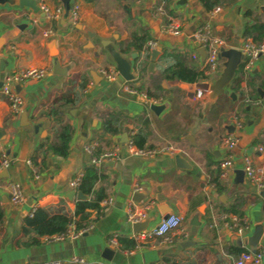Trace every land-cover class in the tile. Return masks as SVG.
Listing matches in <instances>:
<instances>
[{
	"label": "crops",
	"instance_id": "obj_1",
	"mask_svg": "<svg viewBox=\"0 0 264 264\" xmlns=\"http://www.w3.org/2000/svg\"><path fill=\"white\" fill-rule=\"evenodd\" d=\"M15 1L0 5V154L11 160L7 169L0 170V264H233L239 254L232 247L264 249V187L257 189L237 172L246 156L264 168V155L257 149L264 148V58L248 71L240 67L238 83L230 84L208 109L206 99L204 106L194 100L196 83L206 80L203 57L192 59L194 49L199 52L193 39L196 29L208 23L216 36L225 38L228 48L237 47L247 37V25L264 22V0H221L215 13L199 0H170L165 2V15L154 11L157 0H69L70 7L78 5L75 23L64 9L48 21L39 8L44 4L53 11L63 7L62 0H36L35 10ZM169 18L180 25L179 35L165 30ZM48 27L52 33L44 36ZM134 34L157 41L159 54L152 67V52L141 56L130 45ZM110 49L130 60L133 80L120 73L110 82L101 77L100 68H116ZM163 51L178 55V61L201 71L202 77L194 83L166 77L159 63ZM133 53L139 55L137 60L131 58ZM27 68H44L46 75L13 86L21 98L15 112L2 84L11 73ZM209 81L213 83L212 78ZM125 84L149 90L164 108L151 111L123 91ZM113 115L120 117L114 123L118 131L104 132V121ZM63 125L72 127L67 155L44 151L58 142ZM140 130L147 136L144 147L171 145L177 152L141 158L129 156L121 146L119 160L97 167L96 187L104 186L112 204L99 214L89 210L91 224L77 237L49 242L41 237L39 243H30L34 235L28 232L33 223L29 213L34 207L37 219L62 208L72 214L81 200L76 195L69 198L72 190L79 191L69 183L90 163L85 145L95 144L98 153L124 143L123 133L127 139ZM229 132L238 137L231 149L222 143ZM176 154L190 168L181 167ZM226 155L234 169L223 179L217 174ZM215 178L219 185L211 182ZM10 181L22 186L21 205L9 201ZM136 185L142 190L135 191ZM147 202L151 204L146 219H154L148 229L173 212L182 216V232L169 242L152 238L130 250L121 249L119 243L112 246L114 235L132 239L128 208L140 209ZM232 216L249 224L245 236L240 238L231 227ZM258 226L262 227L258 243L244 244ZM106 248L113 251L109 261L103 256ZM73 258L83 261L72 263Z\"/></svg>",
	"mask_w": 264,
	"mask_h": 264
},
{
	"label": "built area",
	"instance_id": "obj_2",
	"mask_svg": "<svg viewBox=\"0 0 264 264\" xmlns=\"http://www.w3.org/2000/svg\"><path fill=\"white\" fill-rule=\"evenodd\" d=\"M39 8L44 13V16L48 21L53 20L58 15L63 13V7L59 6L55 10H50L46 5L40 4ZM154 11L157 14L165 15L166 7L165 2L163 0H157L154 4ZM213 13L220 11L219 7L214 8ZM68 16L72 23H75L78 19V5L75 4L70 7ZM165 30L173 35H179L181 28L180 25L173 19H168L165 24ZM52 33L51 28H46L43 32L44 36H48ZM193 39L196 42L197 47L204 50L205 56L202 62V72L206 76V80L203 82L211 84L209 81L210 78L213 81L219 75L222 69V58H220L219 53L221 48L227 49V43L225 38L222 36H216L212 30L210 24L206 23L195 30L193 33ZM242 54V65L245 71H248L254 62H256L260 58H264V39L261 41H254L251 37L244 38L240 44L236 47ZM158 49V43L155 40L147 41L145 47L141 51V56H145L149 54L153 50ZM192 59L200 60V53L194 49L192 53ZM101 77L110 82L114 81L118 76L119 72L116 68L109 69L108 67H102L99 70ZM46 75V70L44 68H27L24 70H20L18 72L11 73L5 79L2 84V93L6 97L10 109L12 111H17L21 105V98L18 93L13 90V86L17 84L25 83L29 80L42 79ZM123 91L128 94L130 97H135L139 101L147 104H158L160 99L156 97L148 96L146 90H139L135 86L125 84L123 86ZM208 91L203 88H197L194 94L195 103L201 106H204V101L207 99ZM246 102H252L250 99H246ZM134 133H131L130 136L127 137L126 141L122 144H111L108 148L99 150L98 153H95L96 145L95 144H87L85 145V151L89 156V161L96 167H99L101 164L106 162H115L121 157V146L124 147L125 152L129 156L141 157V158H153L162 154L173 155L177 152L178 149L174 148L171 145H162L156 147H138L133 141ZM238 142V137L229 132L222 140L223 145L231 149ZM258 151L264 155V148L258 147ZM178 153H180L178 151ZM11 160L4 153L0 154V170L7 169L10 165ZM27 163L32 168L34 178L38 179L39 175L36 173V167L31 164L28 160ZM219 177L227 178L229 174L234 169L233 161L230 155H226L219 162ZM242 170L244 173V177L257 189H261L264 187V168L260 165H255L248 156L243 158V166ZM82 175H78L75 179H73L69 184L71 187H77ZM7 191L9 195V201L13 205H21L24 201V193L22 190V186L18 182L10 181L7 183ZM135 191H141L142 188L139 185L134 187ZM113 202L112 197H106L100 202V207L111 205ZM150 202H147L140 209H130L127 211V221L130 224H134L137 222H141L148 217V210L150 209ZM37 208H33L29 217L33 218L36 214ZM231 227L234 228L237 235L241 238L246 235V232L249 231V224L245 221L240 223L237 218L232 216L231 219ZM87 230V226L83 227L80 230H75L73 225H69L68 230L60 235L53 236H45L43 237L44 241H55L62 240L66 237H77L81 235L84 231ZM264 231V229H263ZM176 232H182V216L177 213L169 212L161 217L159 222L152 228H147L141 232H137L131 235V238L136 242L141 243L143 241H147L152 238H161L162 241L169 242L171 241V236ZM110 243L112 246H117L118 237L114 235L110 239ZM264 256V249L259 248L254 251L251 250H242L238 257L234 260L233 264H261ZM82 259L73 258L72 263L82 262Z\"/></svg>",
	"mask_w": 264,
	"mask_h": 264
},
{
	"label": "trees",
	"instance_id": "obj_3",
	"mask_svg": "<svg viewBox=\"0 0 264 264\" xmlns=\"http://www.w3.org/2000/svg\"><path fill=\"white\" fill-rule=\"evenodd\" d=\"M164 2H169L170 0H163ZM206 10H212L221 4V0H199ZM245 36L251 37L254 41H261L264 39V22L254 23L252 25H247L245 30ZM147 41V36L145 34H134L133 40L130 45L134 47L138 54L143 50ZM127 49H124L126 51ZM177 56L169 51H163L160 58V68L162 73L168 78H178L187 83L197 82L202 77V72L197 71L192 67L185 66L182 62L177 60ZM139 55L135 57L137 60ZM169 59H174L173 63H168ZM161 63H168L166 67H162ZM142 63H138V68H141ZM243 68V65H240ZM238 68V70L240 69ZM236 71V75L237 72ZM236 75L233 78L231 84L238 83L236 80ZM85 84V83H84ZM81 84V87H84ZM141 88V87H140ZM148 96L155 97L151 92L147 91ZM120 117L117 115L110 116L103 123V131L108 133H116L117 128L114 127V123L118 121ZM72 136V127L69 125H63L58 132L57 138L58 142L56 144L47 145L43 149V145L40 147L44 151H50L53 154L65 157L68 153L69 143ZM147 139L146 133L140 130L138 133L133 135V141L138 147H144V143ZM219 173L217 174L218 177ZM100 179V175L96 166L88 163L84 169L83 175L80 178L77 189L81 191L84 195L90 196L89 199H81L76 201L75 208L72 214H69L65 209H58L55 214L50 216H43L37 219V211L31 221H33L29 233L34 236L31 239L32 244H37L40 242L39 238L45 236L60 235L65 233L69 225H73L75 230H80L83 227L91 224L90 212L89 210H94L96 214L101 212L100 202L107 197L104 186L96 187L97 181ZM216 185H219L217 179H212ZM37 219V220H36ZM119 247L124 250L134 249L138 246V242L134 239H129L127 237H118ZM232 252L239 254L242 248H230ZM64 264V263H62Z\"/></svg>",
	"mask_w": 264,
	"mask_h": 264
},
{
	"label": "water",
	"instance_id": "obj_4",
	"mask_svg": "<svg viewBox=\"0 0 264 264\" xmlns=\"http://www.w3.org/2000/svg\"><path fill=\"white\" fill-rule=\"evenodd\" d=\"M63 2V9H64V15L67 16L69 9H70V3L69 0H62ZM5 3H16L15 0H0V5L5 4ZM18 4L20 7H28L32 10L36 9V0H18ZM199 53L204 59L205 53L204 50L199 48ZM110 54L115 62L116 69L122 75V77L125 78V80H133L134 76L131 73V62L129 59L123 57L120 52L110 49ZM159 54V50H153L152 51V57H151V63L149 67H152L154 65V61L156 59V56ZM220 58H222V69L217 76V78L213 81V83L209 84L206 82H197L196 83V88H203L208 91L207 94V99H206V107L207 109L210 108V106L221 96L226 94L227 92V87L231 84L233 78L236 75V71L242 64V54L241 52L236 48V47H229L227 49L221 48L220 53H219ZM136 54L133 53L131 55L132 59H135ZM259 93L262 92L261 89H258ZM164 108V105L160 104H150L149 109L155 113H157L159 110H162ZM126 133L122 134V140L121 142L126 141ZM176 161L181 162V167L183 168H190L189 165L185 164L186 161L184 157L181 154H176L175 155ZM239 172L238 175L240 176L241 174L244 175L243 170L237 171ZM76 195L77 198L79 199H86V195H84L81 191H75L72 190L69 194V198ZM143 197V196H142ZM141 197V198H142ZM153 218H148L145 219L141 222H137L131 225L133 233L141 232L145 229L148 228V225L151 221H153ZM262 236V227L258 226L254 229L252 237L248 239H243L244 244H249V245H255L258 243L259 239ZM242 243V240H240ZM104 258L107 259L108 261L111 259L110 254L113 253V251L109 248L105 249Z\"/></svg>",
	"mask_w": 264,
	"mask_h": 264
}]
</instances>
